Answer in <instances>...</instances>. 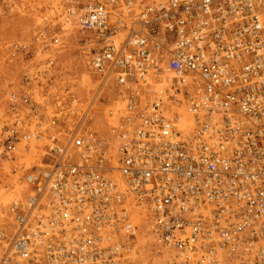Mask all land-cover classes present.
<instances>
[{
    "label": "built area",
    "instance_id": "obj_1",
    "mask_svg": "<svg viewBox=\"0 0 264 264\" xmlns=\"http://www.w3.org/2000/svg\"><path fill=\"white\" fill-rule=\"evenodd\" d=\"M67 27L85 96L54 77ZM29 35L9 55L41 66L1 97L0 264H142L144 241L264 264V0H57Z\"/></svg>",
    "mask_w": 264,
    "mask_h": 264
},
{
    "label": "rangeland",
    "instance_id": "obj_2",
    "mask_svg": "<svg viewBox=\"0 0 264 264\" xmlns=\"http://www.w3.org/2000/svg\"><path fill=\"white\" fill-rule=\"evenodd\" d=\"M57 0H0V110L1 97L5 90L14 86L18 80L19 66H41L38 58L27 56H10L11 44L27 41L29 39V28L36 21L39 12L45 6L53 5ZM60 43L53 56L60 66L55 72L56 80L75 81L79 86L80 93L85 96L89 87V78L86 73L84 59L77 50V34L72 28H63ZM110 93L115 90L110 87ZM112 91V92H111ZM111 96V97H112ZM98 113V112H97ZM114 121L113 117L103 119L97 114L96 119L91 121L92 126L107 136V127ZM95 123V124H94ZM154 244L151 241L141 242L138 246L137 255L133 257L134 262L142 264H159L160 258L154 256L152 251Z\"/></svg>",
    "mask_w": 264,
    "mask_h": 264
}]
</instances>
